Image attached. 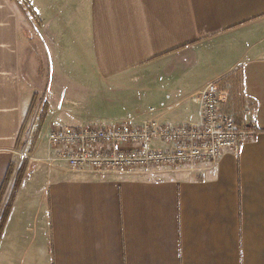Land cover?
Segmentation results:
<instances>
[{"label": "crops", "instance_id": "obj_1", "mask_svg": "<svg viewBox=\"0 0 264 264\" xmlns=\"http://www.w3.org/2000/svg\"><path fill=\"white\" fill-rule=\"evenodd\" d=\"M41 50L51 130L150 121L131 99L159 123L196 124L199 92L219 81L224 112L259 134L214 165L126 174L72 171L37 143L3 191L0 264H264V0H0V193Z\"/></svg>", "mask_w": 264, "mask_h": 264}, {"label": "built area", "instance_id": "obj_2", "mask_svg": "<svg viewBox=\"0 0 264 264\" xmlns=\"http://www.w3.org/2000/svg\"><path fill=\"white\" fill-rule=\"evenodd\" d=\"M197 100L201 118L196 124L171 126L150 120L138 126L55 127L49 145L72 171L126 174L140 169L214 165L227 152L238 154L259 134L254 125H238L224 112L228 93L219 81L208 84Z\"/></svg>", "mask_w": 264, "mask_h": 264}, {"label": "rangeland", "instance_id": "obj_3", "mask_svg": "<svg viewBox=\"0 0 264 264\" xmlns=\"http://www.w3.org/2000/svg\"><path fill=\"white\" fill-rule=\"evenodd\" d=\"M41 44H37L34 41V50H38V48H42ZM58 52V51H57ZM64 52V51H63ZM56 53V52H55ZM42 55V56H41ZM34 56H36L34 54ZM46 59V55L43 56L42 50L41 54L39 55V64L37 65V61L34 58V71L39 70V73L45 78L42 80L43 84L38 87V89L35 91V97L31 100L33 105L31 110L29 111L30 115L23 125V133H22V144L20 148V155L18 156V160L16 161L15 164H13L15 167L12 171V176L10 177V180L8 182V185L6 186L7 189L5 190L8 194V196L11 194V190L15 188V183L17 181V176L19 174V171L25 167V171L27 169V163L29 161L27 156H31L35 152L34 150L37 148V143H46L47 142V137L50 134L51 128L48 125H45V118L49 110H54L55 108V102L58 99L53 98L54 97V92L53 88L51 86L52 84V77H50L48 74L50 71V65H48ZM36 62V63H35ZM68 64V61H67ZM66 68H68L66 66ZM58 74L64 77L67 75L63 71L64 68L62 67H56ZM33 71V69H32ZM57 98V97H56ZM133 102L132 105V110L130 111L131 113H138L143 114L144 117L151 118L149 120H153L154 113H151L150 109L153 107V105L150 103L149 100H144L140 99L138 102L135 99H131ZM57 111L60 110L59 105L56 107ZM61 112V111H60ZM89 112V110H88ZM94 116H97V112H93ZM75 127L78 128L80 127L79 125L76 124H70L67 126H59V127ZM14 173V174H13ZM8 200V199H7ZM2 201H4V198H2ZM5 203H2V208L1 210H5L6 206ZM3 213V212H2ZM1 213V214H2Z\"/></svg>", "mask_w": 264, "mask_h": 264}, {"label": "trees", "instance_id": "obj_4", "mask_svg": "<svg viewBox=\"0 0 264 264\" xmlns=\"http://www.w3.org/2000/svg\"><path fill=\"white\" fill-rule=\"evenodd\" d=\"M13 169H14V167L12 165V167L8 171L7 176L5 177L6 180H5V183H4V187H3V189L1 190V193H0V236H1V233H2V229H3L5 223H6L7 219H8L7 216H9V214H10V207L8 206V207H6L5 210L2 211L1 210V208H2L1 203H2V198H3V195H4L3 191L5 190V187L7 186L8 182L10 180V177L12 176ZM24 173H25V167L19 171V174L16 177L17 178V181L15 183V188L16 189L19 188V186H20V184H21V182L23 180Z\"/></svg>", "mask_w": 264, "mask_h": 264}]
</instances>
